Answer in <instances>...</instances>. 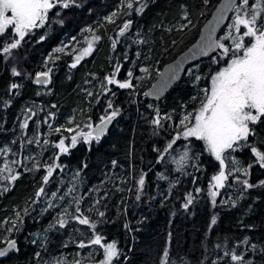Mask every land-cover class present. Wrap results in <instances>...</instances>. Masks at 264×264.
Wrapping results in <instances>:
<instances>
[{
    "label": "trees",
    "instance_id": "16d2710c",
    "mask_svg": "<svg viewBox=\"0 0 264 264\" xmlns=\"http://www.w3.org/2000/svg\"><path fill=\"white\" fill-rule=\"evenodd\" d=\"M220 1L156 0L142 16L133 12L130 17L134 21L133 28L122 37L115 32L129 19L122 14L129 10L123 8L116 23H109L107 17L120 8L123 0H90L89 4L85 0L83 7L63 11V19L66 20L63 29L48 25L42 31L49 38L47 43H37L35 39L38 38L34 34L26 37L31 38L29 42H23L18 50H14L17 60L13 63L0 57V151L8 150L0 155V167L6 161L23 160V167L16 166L20 177L10 186V191L0 195V240L14 238L20 250L0 260V264H52L57 257L66 258L69 264L75 259L85 262L88 259L86 254L99 248L77 247L80 241L87 243L92 237L88 226L70 221L63 229L57 227L55 231H49L46 243L34 235L43 233L65 207L71 205L69 210H74L73 196L82 198L80 208L85 216L92 221H104L96 228V233L105 237L104 242L117 243L122 255L114 259L113 264H162L165 250L169 252L170 264H231L223 252L233 248L237 254L244 251L246 246L241 241L245 238L250 244L257 245V252H247L245 259H251L253 264H264V254L259 251L264 248V186L246 190L229 177L213 206L209 188L212 176L219 172V164L206 152L203 142L194 138L190 141L177 140L173 150L165 154L164 161L157 163L167 143L176 132L182 131L179 123L182 117L194 113L199 107L203 96L201 90L210 88L211 76L218 71L219 64L224 66L230 57L222 58V49L218 48L208 59L191 67L162 101H147L143 96L144 90L158 77L155 74L157 68L166 65L158 61L171 62L195 43ZM185 15L188 20L184 19ZM235 15L233 11L230 24H233ZM184 25L187 27H182ZM89 27L104 40L95 44L91 55L71 71L66 65L71 61L69 55L56 52L52 49L53 43L48 44V41L53 42V37H57L71 46V51L78 50L87 41L84 30ZM59 29L62 30L54 36ZM224 32L219 42L227 46L231 41L226 40V36L222 37ZM71 37H75V42L71 43ZM141 39L147 43H137ZM113 40L119 41L116 54L112 51ZM51 49L53 52L50 53ZM132 49L139 56H135ZM113 54L122 58L135 56L136 65L133 67L138 70L145 65L152 77L144 83L142 78L147 74L143 72L138 76L140 88L145 86L141 94L137 91L133 95L125 92L112 97L121 106V112L113 120L109 131L98 144L93 142L89 145L80 139L70 155H61L57 161L64 166V170H57L49 183L43 185L42 178L46 174L43 167L38 171H24V168H32L34 161L42 165L52 163L53 157L58 154L54 147L56 142L65 139L67 144L71 135L79 131L87 132L85 125L91 122L92 115L96 116L93 107L99 103L101 84L115 69L117 61H112ZM50 56L54 63L48 61ZM214 60H218L219 64ZM31 61L39 63L30 67L26 62ZM158 63L162 65L157 67ZM12 67L24 75L13 76ZM48 67L53 69L49 86L34 83L31 76L38 69L43 71L46 68L47 71ZM124 69L131 70L128 65ZM196 75L201 76L198 82L194 79ZM205 76L208 79H204ZM13 83L22 87L10 92ZM88 92L93 95L88 96ZM8 100L10 106L4 107L3 101ZM29 108L34 116L28 113ZM155 109L161 116H171L170 120L162 122L160 129L152 124ZM25 117H29L27 129L21 127ZM77 125V133L66 131ZM55 128L61 131L57 133ZM34 137L39 139V144H28L27 140ZM45 140L47 144H44ZM251 141L253 138L250 137ZM185 146H190L191 152L198 154L199 158L189 162L181 173L175 170L179 165L174 158L179 160ZM233 155L244 165L253 159L247 148ZM192 163L198 164L199 170L192 167ZM85 164L87 167H84ZM142 172L147 173L146 184L141 200L136 201V181ZM160 174L166 179H160ZM236 175L245 178L240 173ZM248 179L250 183L258 184L264 180V169L254 166ZM0 186H9L8 181L0 180ZM42 186L47 195L37 197L36 193ZM73 187L75 192L71 196L66 195L67 190ZM197 189L200 191L197 192ZM188 193L195 199L185 210L182 205ZM60 196H64L63 201ZM50 203L53 205L51 208ZM57 204L59 207L55 206ZM25 207L30 211L24 216L19 231L7 232L6 229L11 227L7 222L15 219V213L22 212ZM99 212H104V217H100ZM213 218L217 221L215 225H211ZM125 223L131 230L124 227ZM33 240L36 243H32ZM76 253L80 256L77 257ZM101 258V255H94L92 259L98 261Z\"/></svg>",
    "mask_w": 264,
    "mask_h": 264
},
{
    "label": "snow or ice",
    "instance_id": "6c2138e0",
    "mask_svg": "<svg viewBox=\"0 0 264 264\" xmlns=\"http://www.w3.org/2000/svg\"><path fill=\"white\" fill-rule=\"evenodd\" d=\"M84 2L85 0H0V37L3 38L0 39V57H3L5 60L12 59L13 51L18 50L22 46V43L25 42V38L34 35L37 29L45 28L50 23H58L63 26V11L71 8H81ZM155 2L156 0H123L120 8L107 17V20L109 23H115L123 8L126 7L129 10L122 13L124 16L129 17V19H126L122 23L119 29L118 35L123 37L133 28L134 21L130 18L133 12L138 16H142L147 8ZM207 2L208 0H204V3ZM227 8L236 12L232 27L225 37L226 40L231 41V44L226 46L222 42H217L214 47L222 49L221 57L225 59L230 57V61L226 67H223L211 76V87L201 90L203 96L199 101V107L195 109L194 113H187L182 117L179 122L182 126V131L176 132L174 138L167 143L157 159V163L163 162L165 154L173 150V145L176 144L177 140L190 141L194 138L196 141L203 142L206 152L219 164V172L212 176V183L209 188V195L212 197L211 202L213 206L216 205L217 190L226 187L229 177H232L234 182L240 183L246 190L264 186V180L259 181L258 184H253L248 179L254 166L258 165L261 169H264V148L258 146H264V134H262L264 133V0H253L251 5L250 0H241L239 7L236 6L235 0H228ZM54 9L56 10L55 12H53ZM50 13H52L51 16ZM184 19L188 20V16L185 15ZM182 27H187V25ZM241 27L244 29L243 32H241ZM85 31L91 34V41L82 49L74 50L78 54L75 55L74 61L70 65L72 69H75L84 57L91 55L94 50V44L100 40V37L94 34L93 28L89 27ZM46 38L45 34H41L37 42H42ZM246 39L248 40L247 44L245 43ZM117 43L119 41H112L113 50H115ZM137 43L143 45L147 42L141 39ZM55 51L59 53L64 52L65 49L61 47L55 49ZM136 55L139 56V53ZM48 61L51 63L55 62L51 56L48 58ZM214 63H219V61L214 60ZM45 67H47V64ZM11 71L12 75L16 77L24 75L16 67H12ZM52 71L53 69L48 67L47 71L36 73L35 82L47 85L51 82ZM120 71L121 65L117 64L112 74L104 78L101 84L104 95L111 93L112 97L116 96V92L109 86H115L116 89L120 90H135L136 85L133 83V71L128 70L126 78L123 80L117 78ZM142 71L146 74L149 73L148 68H143ZM173 78H175L174 73L169 79ZM194 79L198 82L201 76L196 75ZM204 79H208V77L205 76ZM166 86L167 81H162L161 87L152 94L159 96ZM20 87L22 85L13 83L10 86V92ZM16 94L18 95V93ZM87 95L92 96L93 93L88 92ZM145 95H148V93H145ZM3 104L4 107L10 106V100L3 101ZM108 110H111L110 113L100 117L101 123L99 125L95 127L91 123L85 125L91 131H79L77 133L78 125L66 129L69 133L77 134L71 135L70 141L67 144L65 139H60L54 144V147L58 150V154L53 157L52 163L42 165L39 161H34L32 168L25 167L24 171H38L43 167L46 174L42 178V183L43 185H47L57 170L61 172L64 170V166L57 162L60 156L70 155L71 149L77 147L80 139L89 145L93 142L97 144L100 142L108 125L120 115V108L114 105L112 99H108L107 101L106 113ZM27 111L31 116L35 115L32 109L29 108ZM155 113L152 124L156 129L163 127V121L171 119L170 115L161 116L158 109H155ZM69 122L71 123L72 121ZM21 127L23 129L29 127V117H25ZM49 127L51 128V125ZM54 131L59 133L61 129L55 128ZM250 137L253 138L251 142ZM34 142L39 144V139L34 137L27 140L28 144ZM47 143L48 141L45 140L44 144ZM245 148L250 151L253 158L247 165H244L233 155L238 151H243ZM7 151V149L0 151V155H3ZM198 158V154L191 152L190 146H185L184 151L179 156V160L176 161L174 158V162L179 165L175 170L183 173L184 168L189 166V162L198 160ZM28 159L33 158L28 157ZM115 163L113 161V165ZM17 165L23 167V160L6 161L0 167V180H7L9 185L0 186V195L10 191V186L20 177L21 173L16 167ZM191 166L199 170L198 164L192 163ZM84 167H87V165L85 164ZM236 173H240L245 178L241 179ZM76 175L79 176V172ZM146 176L147 173L142 172L136 181V201L141 200V193H143L146 184ZM159 178L166 179L162 174L159 175ZM128 190L131 191V189ZM199 191L200 189H197V192ZM73 192H75V188H69L66 195L71 196ZM36 195L37 197L47 195L45 188L43 186L40 187ZM52 196L55 198L56 194L53 193ZM59 198L63 201L64 196H60ZM81 199L73 196L72 200L75 202L74 210H69L71 205L65 207L61 213L57 214L55 221L43 233L38 232L34 235L39 239H43L46 243L49 231H55L57 227L63 229L67 227L70 221H76L80 225L88 226L93 233L87 243L80 241L77 247L79 249L89 248L92 250L93 246H99L98 249L86 254L88 258L87 264H113V260L118 259L122 253L115 241L105 243V237L102 234L96 233L97 224L104 221H92L88 216H85L80 208ZM194 199L195 197L191 193H188L182 207L187 210ZM55 206L59 207V204ZM51 207L53 205L50 203L49 208ZM233 207H235V202H233ZM29 211L25 207L22 212H16L15 219L7 222L10 223L11 227L6 229V231L9 233L19 231L20 226L23 224V218L29 214ZM126 211L127 209H125ZM98 215L104 217L105 213L99 212ZM216 223V219L213 218L211 225H215ZM124 227L131 230L128 223H125ZM32 243H36V240H33ZM241 243L246 246L244 251L237 254L235 248L232 250L226 249L223 252V256L228 257L231 264H253V261L245 259V256L247 252L256 253L257 245L255 243L250 244L248 238H245ZM0 244L4 245L0 246V258H7L11 253L19 252L20 250L14 238L0 240ZM64 246L67 247V245ZM259 251L264 254V248H260ZM94 255H101L102 258L98 261H93ZM76 256L79 257L80 253H76ZM162 256V264H170L169 252L167 250L163 252ZM52 264H69V262L64 257H57L52 261ZM71 264H85V262L75 259Z\"/></svg>",
    "mask_w": 264,
    "mask_h": 264
},
{
    "label": "water",
    "instance_id": "95a60500",
    "mask_svg": "<svg viewBox=\"0 0 264 264\" xmlns=\"http://www.w3.org/2000/svg\"><path fill=\"white\" fill-rule=\"evenodd\" d=\"M241 3V0H235L236 6ZM228 0H221L216 9L211 14L210 18L202 27L199 38L193 43L187 50L180 54L172 62L166 64L160 71L158 77L145 92L147 101L160 102L168 93L178 84L186 75L189 68L198 65L199 63L208 59L211 55L217 52L218 48H215V43L219 42V37L223 30L228 25L231 15L234 10L227 8ZM175 74V78L169 79L172 74ZM35 81V78H34ZM162 81H167V86L163 88L159 96H155L152 93L156 92L161 87ZM155 86V87H154ZM110 124L108 125L105 133L109 131ZM104 133V134H105ZM11 253L7 258L16 254ZM7 258H0L4 260Z\"/></svg>",
    "mask_w": 264,
    "mask_h": 264
},
{
    "label": "flooded vegetation",
    "instance_id": "af4514ba",
    "mask_svg": "<svg viewBox=\"0 0 264 264\" xmlns=\"http://www.w3.org/2000/svg\"><path fill=\"white\" fill-rule=\"evenodd\" d=\"M97 1V0H96ZM86 2L89 4V2H90V0H86ZM96 5H97V2H96ZM56 10L54 9L53 10V12H55ZM52 15V13H50V16ZM66 19V18H65ZM117 21V20H116ZM116 23V22H115ZM50 25L51 26H54V25H57L59 28H62L63 29V27L64 26H66V20H64V24H63V26H61L60 24H58V23H50ZM48 27V25H46L45 26V28H41V29H37V30H35V35H36V37L39 39V37H40V35L41 34H44L42 31L43 30H45L46 28ZM62 29H59V30H57V31H55V33H54V36L56 35L57 36V33L60 31V30H62ZM85 31V30H84ZM85 33L87 34V41H86V43L89 41H91V36L88 34V32L87 31H85ZM116 34H118L119 33V31H117V32H115ZM100 37V36H99ZM38 39H35V40H37L38 41ZM47 39H49V38H46L45 40H43L42 42H46L47 43ZM74 39H75V37H71V43H73V42H75L74 41ZM27 40V41H26ZM31 40V38H25V42H29ZM104 39L103 38H100V40L99 41H97L95 44H101L102 43V41H103ZM42 42H37V43H42ZM64 41H62V39H57V37H53V42L52 41H48V44L49 43H53V45H52V49H57V48H61V47H63L64 49H65V55H69L68 57L70 58V62L69 63H67L66 65L69 67V69L72 71L73 69L72 68H70V65H71V63H73V61H74V57H75V55L76 54H78L77 53V51H71L72 50V47L70 46H67V44L66 43H63ZM56 43V44H55ZM86 43H85V45H86ZM95 44H94V46H95ZM85 45L83 46V47H85ZM82 47V48H83ZM82 48H80V49H82ZM52 49L50 50V53L51 52H53L52 51ZM80 49H78V50H80ZM77 50V49H76ZM117 50H118V46H116V48H115V50H113V48H112V51L116 54L117 53ZM133 50V54L136 56V53H135V50L134 49H132ZM59 53H62V52H59ZM71 53V54H70ZM115 54H113L112 56H113V59H112V61H117V62H115V65H114V67L117 65V64H120L121 65V70H122V73H121V75L123 76V70H126V69H124V66L125 65H128V66H130V68H131V70L133 69L134 70V72H135V74H136V76H135V79L134 80H136L137 78H138V76L141 74V73H143V71H142V69L143 68H146L145 67V65H141L139 68H138V70H136L134 67H133V65H136V62H135V56H125V57H117ZM119 54V53H118ZM64 55V56H65ZM89 56H86V57H84L81 61H80V63L77 65V67L84 61V60H86L87 58H88ZM117 58V59H116ZM111 61V62H112ZM173 61V60H172ZM171 61V62H172ZM158 62H163L164 64H168V63H170V62H166V60L165 61H162V59H160ZM166 62V63H165ZM39 62H36V61H31V62H26V64L28 65V66H34V64L36 65V64H38ZM162 64L161 63H158L156 66L158 67V66H161ZM165 65H163L162 67H164ZM76 67V68H77ZM133 67V68H132ZM162 67L161 68H159L158 70H157V75H159L158 73H160V71H161V69H162ZM75 68V69H76ZM46 70V68H44L43 69V71H45ZM129 70V69H128ZM38 72H40V69H38V71L36 72V73H38ZM125 72V71H124ZM36 73H34L33 74V82L34 83H36L35 81H34V78H35V74ZM121 76V80H123V79H125L126 78V76H125V78H123ZM135 82H137V81H135ZM37 84H39V83H37ZM49 84L50 83H48L47 85L49 86ZM135 84V83H134ZM153 84V83H152ZM39 85H43V84H39ZM136 85V84H135ZM112 89L116 92V95H119V94H124L125 92L123 91V90H120V89H116L115 87H112ZM149 89V88H148ZM147 89V90H148ZM126 92H128L130 95H133L134 93H135V91H126ZM144 98H145V93H144ZM108 99H112L113 100V98H112V96H111V94H107V95H104L103 94V92H102V94H101V96L99 97V103H97V104H95L94 105V107H93V110H94V114L96 113V116H94V115H92L93 116V119L91 120V122H95L96 121V123L93 125L94 127L95 126H97V125H99L100 123H101V121H100V117L101 116H104L105 114H106V108H107V101H108ZM114 102V101H113ZM116 102V101H115ZM114 102V104H115V106L116 107H121L119 104H116ZM108 111H110V110H108ZM96 117V120L94 119ZM95 120V121H94ZM113 123V121L110 123V126H111V124ZM110 128V127H109Z\"/></svg>",
    "mask_w": 264,
    "mask_h": 264
},
{
    "label": "rangeland",
    "instance_id": "374dc122",
    "mask_svg": "<svg viewBox=\"0 0 264 264\" xmlns=\"http://www.w3.org/2000/svg\"><path fill=\"white\" fill-rule=\"evenodd\" d=\"M250 3H252V0H250ZM9 15H10V13H9ZM235 16H236V15H235ZM234 19H235V17H234ZM233 21H234V20H233ZM229 22H230V21H229ZM228 24H229V26L227 25V26H226L227 28L224 29L225 32L223 31L224 33H223L222 37L227 36V35H228V32H229V29L232 27V24H230V23H228ZM129 31H131V29H130ZM129 31H128V32H129ZM126 34H127V33H126ZM226 34H227V35H226ZM31 36H32V35H31ZM220 36H221V35H220ZM219 38H220V37H219ZM245 41H246L245 43L247 44V43H248V40L246 39ZM87 43H89V41H88ZM87 43H86V45H87ZM86 45H85V46H86ZM15 60H17V59H16V57L14 56V51H13L12 59H8V61L11 62V63H13ZM229 61H230V59H229L227 62L229 63ZM228 63L225 64L224 66H222V64H219V63H218V64H219L218 71L221 70L223 67H226V66L228 65ZM157 69H159V68H157ZM189 69H190V68H189ZM189 69H188V70H189ZM127 71H128V69H126L125 72H123V76H122L123 78H125V76H126V74H127ZM131 71H133V73H134L133 83L136 84V87H135V90H134V91H137V94H141V93L143 92V90L145 89V86H144L143 88H142V87L140 88V85H138V82H135V81H138V80H137V79L134 80V79H135V76H136L134 70L132 69ZM215 72H216V71H215ZM215 72H214V73H215ZM121 73H122V70L120 71V73H119V75H118V77H117L118 79H121ZM155 74L157 75V72H155ZM158 74H159V73H158ZM31 77H33V75H32ZM151 77H152V76H149V75L147 74V76H145V78H142V79H144V81H145L144 83H146ZM156 78H157V76H156ZM45 86H48V85H45ZM45 86H42V87H45ZM109 87L112 88V87H115V86H109ZM210 87H211V86H210ZM113 91H114V90H113ZM123 91L126 92V91H133V90H123ZM146 91H147V90H144L143 93H145ZM109 94H111V93H109ZM110 111H111V110H110ZM110 111H108L106 114L110 113ZM120 112H121V111H120ZM106 114H105V115H106ZM105 115H104V116H105ZM90 123H91L92 125H94V124L96 123V121H95V122H90ZM86 129H87V131L90 130V128H86ZM6 181H7V180H6ZM221 189H222V188H221ZM221 189H218V190H217V191H218V195H219ZM218 195H217V196H218ZM217 196H216V197H217ZM87 261H88V259L85 261V264H87Z\"/></svg>",
    "mask_w": 264,
    "mask_h": 264
}]
</instances>
